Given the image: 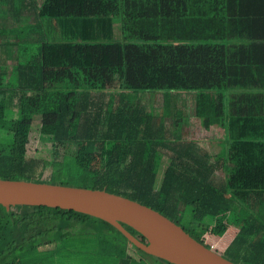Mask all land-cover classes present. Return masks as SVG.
<instances>
[{"label":"trees","instance_id":"1","mask_svg":"<svg viewBox=\"0 0 264 264\" xmlns=\"http://www.w3.org/2000/svg\"><path fill=\"white\" fill-rule=\"evenodd\" d=\"M235 2L0 0V179L77 170L91 188L155 209L202 244L192 232L223 216L235 229L223 257L264 264V36L244 30ZM145 91H163L159 105L138 101ZM224 91H234L228 113ZM189 107L203 127L223 128L216 156L178 132ZM35 121L45 160L29 154ZM0 208V264H170L89 214Z\"/></svg>","mask_w":264,"mask_h":264},{"label":"water","instance_id":"2","mask_svg":"<svg viewBox=\"0 0 264 264\" xmlns=\"http://www.w3.org/2000/svg\"><path fill=\"white\" fill-rule=\"evenodd\" d=\"M0 204L7 210L15 205H44L89 214L114 225L131 246L170 264H237L192 238L155 209L105 190L0 179ZM124 224L142 235L144 241Z\"/></svg>","mask_w":264,"mask_h":264},{"label":"rangeland","instance_id":"3","mask_svg":"<svg viewBox=\"0 0 264 264\" xmlns=\"http://www.w3.org/2000/svg\"><path fill=\"white\" fill-rule=\"evenodd\" d=\"M40 4H43L45 0H38ZM1 62L4 65L9 66L10 62L4 59V56L1 58ZM10 83V82H9ZM225 94L227 95L226 100H225V113H228V103H229V98L228 94L230 92L234 91H224ZM187 94H192L193 99L199 91H189L185 92ZM163 91H145L141 92L138 94V101H141L143 104H153L155 101L159 105V101H162L163 98ZM107 100V99H105ZM192 100L190 101V103ZM157 105V106H158ZM9 116L11 118H14L17 116V110L15 109H9ZM158 120V119H156ZM159 123V122H158ZM166 126L168 128V133L171 135V133L174 135V124L172 121H170L168 118L165 120ZM179 124H181V127L179 128L178 132L181 133L182 137L188 140H195L198 142V147L203 149L204 152L206 153H214V156H216L219 152L218 148H213L214 145L216 146H221V143H225L224 139V133H223V128H219L218 126H212L210 128H205L201 124L200 119H195L192 116V108H188V113L183 117L180 121ZM37 121L33 122L32 126V146L29 148V154L32 157L34 155L35 150H39V153L37 154L38 159L40 160H45L49 154V151L46 149L47 147H44L40 145L36 131H37ZM0 145H4V143H0ZM220 153V152H219ZM214 159V158H213ZM165 162L167 159L164 160ZM53 166H48L44 169H37L36 170V176L41 178L42 180H45V183H50V184H59L64 183L65 185L69 186H76V187H89L91 188V180L88 177L89 175L86 174L82 178H79L78 172L76 170L75 173L68 174V176L62 177H51L52 172H53ZM215 179L221 180L223 176V172L221 168L216 172L215 174ZM160 177V175H159ZM90 180V181H89ZM62 181V182H61ZM9 210V209H8ZM188 211V208H187ZM185 217L188 219V221L191 220L190 215ZM185 219V218H184ZM0 223H6V214L5 211L0 208ZM183 223V222H182ZM206 231L201 232L198 230H195L194 236H199L201 237L202 242L204 243L205 246L208 248H211L212 250L216 251L217 253L224 255L226 248L228 247L229 243L233 239L234 236V228L230 224H228L223 216L218 217L216 220L209 222L208 228L205 226L204 228ZM131 249L132 247L129 246ZM70 248V247H68ZM66 249V248H62ZM75 251H72L74 253ZM74 256H71V259H73ZM71 259H65L63 264H77V261L71 260ZM9 264H22L20 261L17 259L12 260ZM147 264V263H145Z\"/></svg>","mask_w":264,"mask_h":264},{"label":"crops","instance_id":"4","mask_svg":"<svg viewBox=\"0 0 264 264\" xmlns=\"http://www.w3.org/2000/svg\"><path fill=\"white\" fill-rule=\"evenodd\" d=\"M234 16L244 24H249L251 35L264 36V0H236L233 5Z\"/></svg>","mask_w":264,"mask_h":264}]
</instances>
